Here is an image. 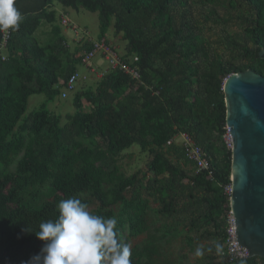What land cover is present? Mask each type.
I'll return each mask as SVG.
<instances>
[{"label":"trees","instance_id":"16d2710c","mask_svg":"<svg viewBox=\"0 0 264 264\" xmlns=\"http://www.w3.org/2000/svg\"><path fill=\"white\" fill-rule=\"evenodd\" d=\"M54 4L96 14L98 39L112 24L114 35L125 43L123 59L133 58L129 67L138 74L136 81L118 70L105 73L94 90L80 94L89 112L79 111L75 96L74 114L66 116L63 126L47 104L59 95L57 85L74 74V61L60 57L65 49L54 25ZM177 4L181 0H16L24 20L17 31L0 32V264H24L37 254L43 242L22 229L35 232L42 221L56 219L57 205L69 197L96 204L95 214L115 216L122 244L146 236L132 248V264H157L160 247L183 232L189 248L195 236L213 242L204 244L203 251L224 245L230 149L222 140L221 87L228 76L245 71L264 77V60L258 56L264 50V0L228 2L231 9L242 4L246 12L238 15L242 34L226 44L235 55L223 61L203 54L207 64L202 70L192 42L196 36L183 24L175 26L170 15ZM42 25L51 26L53 39L41 46L34 34ZM33 95L44 96V102L25 116ZM181 134L207 155L211 179L195 174L182 147L170 143ZM132 146L150 157L146 198L135 190L138 173L126 177L117 165ZM176 216L186 217L187 224L178 225L184 219L177 223ZM153 219H158L155 230ZM206 258L205 264L216 260Z\"/></svg>","mask_w":264,"mask_h":264},{"label":"rangeland","instance_id":"374dc122","mask_svg":"<svg viewBox=\"0 0 264 264\" xmlns=\"http://www.w3.org/2000/svg\"><path fill=\"white\" fill-rule=\"evenodd\" d=\"M229 1L230 0H219V3L212 5L208 0H181V4L175 5L173 12L170 14L175 26L183 24L196 36L192 42L198 50V56L196 58L201 66V70L202 68L205 69L207 59L212 56H217L223 61H227L230 56L235 55L230 54L226 44L231 40L230 37L233 35L242 34L240 30L241 20L238 18V15H244L246 12L242 4L236 5L231 9L228 5ZM52 10L55 12L54 25L59 30V36L63 39L62 46L65 49V54H62L60 57L64 56L65 60L74 61V73L79 76L74 86L73 93L68 94L65 99H61L58 95L52 103L47 104L49 114L59 117L61 126H63L66 124V116H72L74 114L73 101L75 96H78L77 102H79V111L81 113L89 112L90 106L81 99L80 94L84 93L87 89L94 90L97 82L107 73L110 66L109 63L99 55L91 59L87 63V66L81 63V59L84 54L87 53L83 49V46L86 44L91 45V42L99 40L96 14H91L82 9L78 11L65 9L58 4H54ZM63 22L65 24H63ZM34 37L41 46L51 41L53 39L51 35V26L42 25L36 31ZM105 39L107 42L106 44L122 58V62L128 66L132 64L133 58H128L127 60L123 59L125 56V43L121 41L120 35H114L112 24L105 34ZM203 54L206 55L207 59L202 56ZM56 88L59 90L60 94L62 85L58 84ZM43 102L44 96L42 95H33L29 97L25 116H29V114L36 111ZM179 138L180 137H175L176 142H172L175 146H180ZM222 140L226 148L229 149L230 141L228 140L227 134L222 137ZM149 161L150 157L147 154L140 153L137 146H132L117 158V165L126 177L138 173L140 183L136 186L135 190L144 198L147 197L149 192L146 190V183L151 178L147 171ZM82 197L88 199L87 196ZM150 207L151 209H155L157 206L150 204ZM96 208V204L90 203V211H94ZM176 218L177 223L178 220L184 219L182 220L183 222L178 223V225L187 224V220H185L186 217L176 216ZM157 221L158 219L152 220L154 224L153 230L157 227L155 226ZM165 224L175 225L172 224L171 221H166ZM179 229H181V227H179ZM181 234V236L172 240L167 246L160 247L161 256L157 259L155 258L157 264H205L207 262L205 261L207 259L206 256L216 257V260H214L212 264L223 263L220 258V254L223 250L222 243L219 252L217 249L213 252L205 250L202 256L197 257L195 252L198 247L201 248L204 244L210 246L213 245V242L204 241L195 236L196 240L192 247L189 248L186 243V236L188 235H186L185 232ZM123 237L125 238V236ZM145 239L146 236H140L136 239H127L126 243L130 244L131 248L140 247Z\"/></svg>","mask_w":264,"mask_h":264},{"label":"water","instance_id":"95a60500","mask_svg":"<svg viewBox=\"0 0 264 264\" xmlns=\"http://www.w3.org/2000/svg\"><path fill=\"white\" fill-rule=\"evenodd\" d=\"M264 60V50L258 54ZM230 137L229 211L246 259L264 260V77L251 71L222 83Z\"/></svg>","mask_w":264,"mask_h":264},{"label":"clouds","instance_id":"9594fccd","mask_svg":"<svg viewBox=\"0 0 264 264\" xmlns=\"http://www.w3.org/2000/svg\"><path fill=\"white\" fill-rule=\"evenodd\" d=\"M15 5L16 0H0V32L17 31L23 22ZM57 207V218L42 221L38 231L22 229L43 242L24 264H132L131 245L119 242L115 216L95 214L77 197L62 199ZM195 255L202 256L203 249L198 247Z\"/></svg>","mask_w":264,"mask_h":264},{"label":"built area","instance_id":"2783aa9c","mask_svg":"<svg viewBox=\"0 0 264 264\" xmlns=\"http://www.w3.org/2000/svg\"><path fill=\"white\" fill-rule=\"evenodd\" d=\"M63 24H65L63 22ZM6 37H4L2 41V46L5 43ZM105 36L96 42L92 43L91 49L84 54L83 58L81 59V63L84 66H87V63L93 59L96 55L101 56L105 61L109 63V70H118L121 71L123 74L128 75L133 80H138V74L136 69L130 68L124 62H122L121 58L114 52V50L106 44ZM78 74H72L65 83H60L62 85L60 91V98L65 99L66 96L70 93H73L74 86L78 80ZM225 135L227 134L228 138L230 139L227 130L225 128ZM181 144L180 146L183 149V153L185 159L190 162L193 167L194 173H204L206 178L209 180L212 177L213 171L210 167V164L206 158V154L197 147L192 140L184 135L181 134L180 136ZM230 149V145H229ZM227 198L229 199L230 195V186L224 188L223 192ZM224 233H225V241L223 245V250L220 254V258L225 264H232L236 261L246 259L247 254L244 249H242L237 241L235 235V226L233 217L229 211L225 218V225H224Z\"/></svg>","mask_w":264,"mask_h":264},{"label":"crops","instance_id":"0c3cea01","mask_svg":"<svg viewBox=\"0 0 264 264\" xmlns=\"http://www.w3.org/2000/svg\"><path fill=\"white\" fill-rule=\"evenodd\" d=\"M92 43H93V42H91V45H92ZM108 70H109V68H108ZM107 72H108V71H107ZM60 83H61V82H60ZM176 138H177V137H176ZM173 140H174V141H173ZM173 140H171V142H170L171 144H173V143L176 142L175 138H174ZM172 142H173V143H172ZM179 142H180L179 144H181L180 138H179ZM206 158H207L208 162H210L209 159H208V157H207V155H206ZM209 164H210V163H209Z\"/></svg>","mask_w":264,"mask_h":264},{"label":"bare ground","instance_id":"6f19581e","mask_svg":"<svg viewBox=\"0 0 264 264\" xmlns=\"http://www.w3.org/2000/svg\"><path fill=\"white\" fill-rule=\"evenodd\" d=\"M228 140L230 141V139L228 138Z\"/></svg>","mask_w":264,"mask_h":264}]
</instances>
